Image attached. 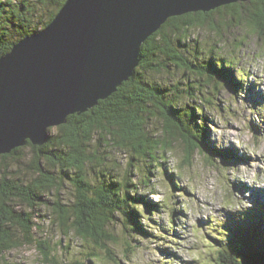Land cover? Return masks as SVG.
I'll list each match as a JSON object with an SVG mask.
<instances>
[{
    "label": "trees",
    "instance_id": "16d2710c",
    "mask_svg": "<svg viewBox=\"0 0 264 264\" xmlns=\"http://www.w3.org/2000/svg\"><path fill=\"white\" fill-rule=\"evenodd\" d=\"M66 1L0 0V57L51 23ZM44 11L49 13L46 21ZM198 27L215 33L214 44L193 47L187 42L192 29ZM235 28H240L241 35L234 32V38H227ZM254 35L264 38V0L170 17L142 44L139 65L115 93L84 113L68 116L64 124L51 129L55 132L44 144L28 141L1 154L4 160H26L28 154L23 150L29 147L33 154L26 165L34 176L24 178L7 167L0 176V262L7 253L34 243L45 264H59L56 251L61 243L55 246L52 239L36 237L37 229L42 230L37 222L42 207L51 210V222L63 236L74 235L89 243L90 257L102 258L104 252L116 261L111 248L116 239L110 227L120 221L130 235L147 236L150 233L142 223L139 206H146L149 214L161 211L159 204H152L142 193L145 187L152 189L150 163L164 162L179 141L187 164L197 153L210 165L237 158L234 151L210 143L213 121L209 116L213 109H226L218 102L221 90L244 88L232 76L235 43L238 50ZM225 47L230 48L229 55ZM156 120L162 129L154 128L152 121ZM254 127L260 130L258 124ZM108 149L130 153L125 170L110 161ZM66 184L73 188L70 201L62 196ZM174 209L168 227L158 225L164 232L162 238L177 236L180 212ZM262 213L255 207L239 214L243 225L232 223L238 238L222 245L216 264H264V228L258 229L252 221L253 214ZM210 230L215 231L214 227Z\"/></svg>",
    "mask_w": 264,
    "mask_h": 264
},
{
    "label": "rangeland",
    "instance_id": "374dc122",
    "mask_svg": "<svg viewBox=\"0 0 264 264\" xmlns=\"http://www.w3.org/2000/svg\"><path fill=\"white\" fill-rule=\"evenodd\" d=\"M48 18V11H44L43 20ZM240 31V28H235L226 37H233L234 32L239 36ZM214 34L208 28L198 27L192 29L187 42L193 47L210 46L217 39ZM239 47L237 50L235 43L232 76L235 80H241L240 86L244 88L221 90L218 102L226 109H213L209 116L213 121L209 124L210 143L234 151L237 158L210 165L197 153L187 164L183 160L184 145L179 141L173 151L166 154L164 162L159 165L150 163L152 189L145 187L142 193L152 204H159L161 211L149 214L146 206H139L142 223L150 233L147 236L135 232L130 235V230L120 221L110 227L116 239L115 243H111L116 261L108 259L104 252L101 253L102 258L90 257L88 242L84 243L74 235L63 236L51 222V210L40 208L38 212L42 216L37 218V222L42 230L37 229L36 237L52 239L55 246L61 243L56 251L59 264H216L220 244L229 240L227 243L231 245L230 242H235L238 234L231 224L228 238L222 233L209 232V229L213 225L221 227L231 218L236 219L238 212L250 205H260L264 212V38L260 40L258 35L251 36ZM223 51L227 52L226 55L231 52L229 47ZM243 73L245 76H242ZM156 121H152L154 128L162 129L161 123ZM257 124L260 130L253 128ZM53 132L55 130H51ZM23 152L28 154L26 160H15L13 157L4 160L0 157V176L6 167L24 178L34 176L26 165L33 153L29 147H25ZM106 154H110V161L119 164L118 169L125 170L130 160L129 152L119 149L109 152L108 149ZM136 177L140 180L143 175ZM72 193V186L66 184L63 199L70 201ZM172 208L182 215L181 220L177 221L180 225L179 237L162 238L164 232L158 225L168 227ZM259 223L258 229L262 230L264 223ZM155 226L158 228L154 229ZM36 248L34 243H25L7 253L0 264H45Z\"/></svg>",
    "mask_w": 264,
    "mask_h": 264
},
{
    "label": "water",
    "instance_id": "95a60500",
    "mask_svg": "<svg viewBox=\"0 0 264 264\" xmlns=\"http://www.w3.org/2000/svg\"><path fill=\"white\" fill-rule=\"evenodd\" d=\"M250 0H67L54 20L0 57V155L115 93L141 46L170 18Z\"/></svg>",
    "mask_w": 264,
    "mask_h": 264
},
{
    "label": "bare ground",
    "instance_id": "6f19581e",
    "mask_svg": "<svg viewBox=\"0 0 264 264\" xmlns=\"http://www.w3.org/2000/svg\"><path fill=\"white\" fill-rule=\"evenodd\" d=\"M233 51V50H232Z\"/></svg>",
    "mask_w": 264,
    "mask_h": 264
}]
</instances>
